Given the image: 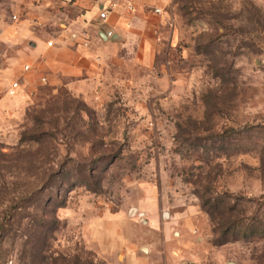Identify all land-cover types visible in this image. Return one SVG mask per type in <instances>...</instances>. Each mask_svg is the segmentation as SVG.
<instances>
[{
	"label": "rangeland",
	"instance_id": "1",
	"mask_svg": "<svg viewBox=\"0 0 264 264\" xmlns=\"http://www.w3.org/2000/svg\"><path fill=\"white\" fill-rule=\"evenodd\" d=\"M29 2L0 0L1 33ZM166 18L151 65L92 82L0 40V264H122L136 235L155 264H264V0Z\"/></svg>",
	"mask_w": 264,
	"mask_h": 264
},
{
	"label": "crops",
	"instance_id": "2",
	"mask_svg": "<svg viewBox=\"0 0 264 264\" xmlns=\"http://www.w3.org/2000/svg\"><path fill=\"white\" fill-rule=\"evenodd\" d=\"M171 3L172 0H30L26 7L19 5L22 16L11 29L0 32V40L27 42L35 72L52 83L92 82L115 64L151 65ZM102 9H107L105 20L99 18ZM107 33L111 36L107 37ZM46 36L53 42L52 47H47ZM120 231L115 229V234ZM140 245L136 235L127 253L120 249L107 253H122V264H155L157 256L143 247L146 253L140 254Z\"/></svg>",
	"mask_w": 264,
	"mask_h": 264
},
{
	"label": "built area",
	"instance_id": "3",
	"mask_svg": "<svg viewBox=\"0 0 264 264\" xmlns=\"http://www.w3.org/2000/svg\"><path fill=\"white\" fill-rule=\"evenodd\" d=\"M109 5H110V2H109ZM155 12H158V11L155 10ZM106 14H107V9H102L101 12H100V14H99V18H100L101 20H105V18H106ZM13 19L16 20V17H13ZM106 35H107V37H110V36H111L110 33H107ZM73 37H74V36H73ZM46 44H47V47H52V46H53V42H52V41H48ZM24 70H25V71L29 70V67H28V66H25V67H24ZM40 81L44 83V82H46V78H45V77H42V78L40 79ZM19 86H20V85H19L18 82H13V83H11V84L8 86V88H7V93H8V95L13 96V95L17 92V90L19 89Z\"/></svg>",
	"mask_w": 264,
	"mask_h": 264
}]
</instances>
